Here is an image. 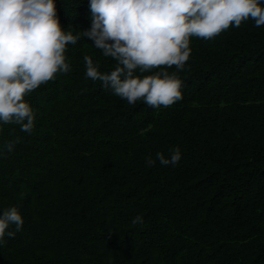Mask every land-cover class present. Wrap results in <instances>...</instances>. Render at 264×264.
<instances>
[{"label": "trees", "instance_id": "obj_1", "mask_svg": "<svg viewBox=\"0 0 264 264\" xmlns=\"http://www.w3.org/2000/svg\"><path fill=\"white\" fill-rule=\"evenodd\" d=\"M0 264H264V0H0Z\"/></svg>", "mask_w": 264, "mask_h": 264}, {"label": "bare ground", "instance_id": "obj_2", "mask_svg": "<svg viewBox=\"0 0 264 264\" xmlns=\"http://www.w3.org/2000/svg\"><path fill=\"white\" fill-rule=\"evenodd\" d=\"M188 164H189V162H188ZM190 165V164H189Z\"/></svg>", "mask_w": 264, "mask_h": 264}]
</instances>
